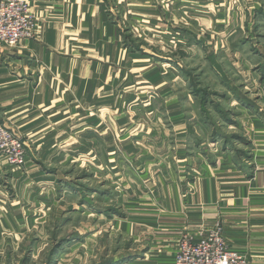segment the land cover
Returning a JSON list of instances; mask_svg holds the SVG:
<instances>
[{
	"label": "crops",
	"instance_id": "1",
	"mask_svg": "<svg viewBox=\"0 0 264 264\" xmlns=\"http://www.w3.org/2000/svg\"><path fill=\"white\" fill-rule=\"evenodd\" d=\"M29 1L41 32L18 50L0 45V122L27 141L32 165L30 175L9 172L6 184L21 187L0 201L29 200L27 183L36 201L47 184L92 199L117 191L132 209L102 214L148 236L136 261L163 249L150 261L173 264L181 237L221 224L234 251L264 264V64L236 69L248 90L226 108L202 95L213 82H185L199 96H176L163 72L179 62L136 38L142 25L179 21L172 0L168 11L158 0ZM81 163L100 174L85 191L66 170ZM12 211L0 204V258Z\"/></svg>",
	"mask_w": 264,
	"mask_h": 264
},
{
	"label": "rangeland",
	"instance_id": "2",
	"mask_svg": "<svg viewBox=\"0 0 264 264\" xmlns=\"http://www.w3.org/2000/svg\"><path fill=\"white\" fill-rule=\"evenodd\" d=\"M158 2L163 10H166L164 6H169L165 0ZM262 3L264 0H172L169 11L176 8L174 16L179 21L171 18L157 27L142 25L139 32L142 36L136 38H140L143 46L157 48L179 62L177 67L166 66L169 71L163 72L167 86L176 96L181 95L182 89L192 92L193 96V92H199L195 86L186 88L185 82H213L215 84L206 87L202 95L207 100L218 99L226 108L232 103L231 99L236 95L245 96L244 92L248 90L245 87L248 86L245 83L248 73L243 70L239 73L236 69L264 64V28L256 20ZM162 112L164 110L159 107V113ZM0 125L7 127L25 147L20 165H8L0 154V168L4 172L3 180L0 178V199H3L21 187L15 189L16 186L6 184L9 172L16 170L30 175L29 166L32 163L27 141L5 122H0ZM80 165L68 166L66 170L71 171L70 176L79 179L78 189L85 191L88 175L96 178L100 174L98 170H86V165ZM133 170L128 172L133 174ZM112 171L111 178L115 180ZM23 188L29 200L11 198L0 201L5 208L13 210L12 222L9 223L13 236L7 237L4 242V257L0 258V264H153L150 258L163 254V249H154L148 252L147 261L134 259L144 254L145 249L140 245L147 246L148 236H142L140 240L135 236L139 233H127L118 215L111 213L109 218L107 214H102L103 211L116 210L126 214L127 208L132 209V206L124 205L125 201L117 191L111 193L108 199L98 195L92 199L79 192L60 193V185L47 184L44 198L36 201L32 193L38 189L37 186L27 183ZM113 189L117 190V186ZM92 204L95 211L91 210Z\"/></svg>",
	"mask_w": 264,
	"mask_h": 264
},
{
	"label": "built area",
	"instance_id": "3",
	"mask_svg": "<svg viewBox=\"0 0 264 264\" xmlns=\"http://www.w3.org/2000/svg\"><path fill=\"white\" fill-rule=\"evenodd\" d=\"M33 7L29 0H0L1 44L20 47L38 36L41 25ZM24 152V143L0 125V154L6 163L20 165ZM197 237L190 234L181 237L173 264H256L231 248L221 224L201 229Z\"/></svg>",
	"mask_w": 264,
	"mask_h": 264
}]
</instances>
